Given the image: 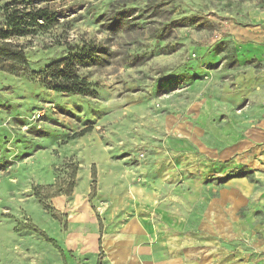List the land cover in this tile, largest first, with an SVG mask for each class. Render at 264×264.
<instances>
[{"label": "rangeland", "instance_id": "obj_1", "mask_svg": "<svg viewBox=\"0 0 264 264\" xmlns=\"http://www.w3.org/2000/svg\"><path fill=\"white\" fill-rule=\"evenodd\" d=\"M48 6L75 10L46 33L14 39L29 73L0 71V264L42 262L44 239L13 229L28 224L29 212L42 218L32 184L64 176L59 166L69 158L80 166V193L96 164L102 194L140 189L185 216L194 204L201 223L208 200L228 195L232 226L245 230L254 258L255 241L264 243V0ZM130 9L119 32L106 30L112 15ZM81 38L114 52L82 71L97 97L56 92L33 74Z\"/></svg>", "mask_w": 264, "mask_h": 264}, {"label": "crops", "instance_id": "obj_2", "mask_svg": "<svg viewBox=\"0 0 264 264\" xmlns=\"http://www.w3.org/2000/svg\"><path fill=\"white\" fill-rule=\"evenodd\" d=\"M97 174V194L92 200L91 170L82 193L80 172L72 196L51 199L63 215L62 221L45 209L39 211L40 220L29 212L35 224L58 245L44 240L40 264H99L100 260L101 264H264V243L257 238L255 257L249 259L247 237L242 233L245 230L238 232L232 226L228 195L208 200L201 223L194 204L185 216L182 209H163L159 196L140 189L102 194L98 168ZM48 177L42 185L55 182L53 174ZM197 197L193 195L192 201ZM102 202L107 204L100 212Z\"/></svg>", "mask_w": 264, "mask_h": 264}, {"label": "trees", "instance_id": "obj_3", "mask_svg": "<svg viewBox=\"0 0 264 264\" xmlns=\"http://www.w3.org/2000/svg\"><path fill=\"white\" fill-rule=\"evenodd\" d=\"M10 0L1 8L0 13V71L13 75L27 74L30 72V62L25 48L14 39L35 37L48 32L59 24L61 19L69 16L75 9L70 7L52 9L48 2L53 0ZM132 10L120 11L108 19L106 30L119 32L131 19ZM177 20H174L172 25ZM125 26V25H124ZM66 51L63 55L53 58L39 71L34 72L40 81L51 90L65 94H77L85 97H97L96 85L89 81L88 74L82 72L94 66H102L109 62L114 52L104 42L95 39L81 38L77 41H65ZM141 55L137 54L138 59ZM59 167L65 169L64 176L58 175L53 184H32V191L35 199L49 212L56 220L62 221L61 214L53 206L51 199L57 196H72L77 185L80 166L72 158L65 159ZM56 171V170H55ZM91 193L92 200L97 194V167L91 166ZM100 231H103V223L100 215ZM22 226V227H20ZM15 232L24 230L32 231L40 235L45 241L57 247V242L50 238L45 231L33 223L32 219L28 224L19 223L14 228ZM102 244V237L100 238ZM102 250V246H101ZM101 264V260L99 261Z\"/></svg>", "mask_w": 264, "mask_h": 264}]
</instances>
